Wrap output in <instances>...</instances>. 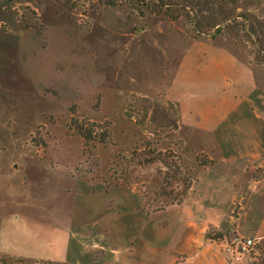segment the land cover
<instances>
[{
  "label": "rangeland",
  "instance_id": "374dc122",
  "mask_svg": "<svg viewBox=\"0 0 264 264\" xmlns=\"http://www.w3.org/2000/svg\"><path fill=\"white\" fill-rule=\"evenodd\" d=\"M241 3L264 21V0ZM133 13L102 0H0V264H68L77 182L137 189L154 208L200 195L216 164L208 142L180 126L164 90L135 84L148 76L139 62L164 54L166 20L188 40L194 25ZM233 35L216 38L264 89V55Z\"/></svg>",
  "mask_w": 264,
  "mask_h": 264
},
{
  "label": "crops",
  "instance_id": "0c3cea01",
  "mask_svg": "<svg viewBox=\"0 0 264 264\" xmlns=\"http://www.w3.org/2000/svg\"><path fill=\"white\" fill-rule=\"evenodd\" d=\"M174 23L166 20L156 39L163 56L139 62L148 76L135 84L164 90L180 126L208 142L216 164L204 170L199 196L156 215L142 211L137 189L77 182L65 263L230 264L206 237L209 226L259 238L264 251V89L249 62L219 39L188 40ZM259 257L245 264H264Z\"/></svg>",
  "mask_w": 264,
  "mask_h": 264
},
{
  "label": "trees",
  "instance_id": "16d2710c",
  "mask_svg": "<svg viewBox=\"0 0 264 264\" xmlns=\"http://www.w3.org/2000/svg\"><path fill=\"white\" fill-rule=\"evenodd\" d=\"M107 6L118 7L122 9L131 19L137 11L139 15L145 16V12L150 14L168 16L172 19L185 15L190 23L194 25L195 37L199 38L206 35L207 30H214L210 35L215 39L224 32L233 33L235 37L240 32H244L245 39L253 42L256 46L258 57L264 55V21L251 14L242 4V0H102ZM208 5L210 8H208ZM133 20V19H132ZM232 35V34H231ZM264 63L263 60H259ZM258 61V62H259ZM264 65V64H263ZM85 137L84 133L79 130ZM254 178H258L255 176ZM116 184H119L117 182ZM182 202L171 205L166 208H154L153 204L147 199L142 201V211L147 215H156L165 212L169 208L180 206ZM234 234L230 231H222L214 226H209L206 231V237L220 239L223 236L231 238Z\"/></svg>",
  "mask_w": 264,
  "mask_h": 264
},
{
  "label": "built area",
  "instance_id": "2783aa9c",
  "mask_svg": "<svg viewBox=\"0 0 264 264\" xmlns=\"http://www.w3.org/2000/svg\"><path fill=\"white\" fill-rule=\"evenodd\" d=\"M214 242L230 264H245L247 259L255 260L259 257V238L233 235L231 238L223 236Z\"/></svg>",
  "mask_w": 264,
  "mask_h": 264
}]
</instances>
